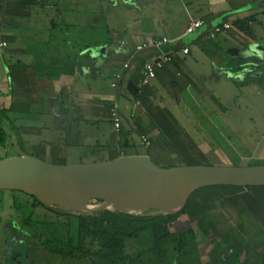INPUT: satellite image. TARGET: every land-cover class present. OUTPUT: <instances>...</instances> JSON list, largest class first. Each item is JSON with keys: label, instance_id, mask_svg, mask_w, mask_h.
Listing matches in <instances>:
<instances>
[{"label": "crops", "instance_id": "1", "mask_svg": "<svg viewBox=\"0 0 264 264\" xmlns=\"http://www.w3.org/2000/svg\"><path fill=\"white\" fill-rule=\"evenodd\" d=\"M99 4L111 33L106 43L96 37L87 42L79 36L72 39V31L83 28L88 35L92 28L95 31V0H0V100L6 106L0 110L8 111L15 130H23L18 126V115L46 114L56 122L57 134L64 139L78 124L90 125L107 103L111 122L115 110L122 123L120 136L114 128L117 147L111 160L136 155L160 160L166 146L184 142L183 133L170 131L168 140L162 141L158 134L164 128L162 121L177 122L168 106L172 104L182 113L190 112L204 131L221 139L219 151L201 145L200 154L209 166H226L223 161H227L228 166L246 167L256 160L264 161V143L252 149L232 142L230 137L236 134L224 124L219 101L239 100L242 85L234 73L243 71L234 59L264 34V0H100ZM14 16L28 21L26 26L13 25ZM193 21H203L204 25L187 34L186 28ZM224 24L232 29L211 37L214 29ZM56 30L67 33L54 37ZM163 37L173 42L162 51L135 54L137 45ZM184 47L189 48L188 55L181 52ZM162 52L174 53L173 62L158 69L156 77L143 85L144 63ZM260 57L264 60L263 50ZM127 62L130 66L124 69ZM116 74L121 77L116 79ZM130 81L138 86L137 97L127 89ZM109 84L114 93L104 89ZM147 120L161 121L160 126H148ZM171 125L168 127L175 129ZM84 128L77 133L81 135ZM133 131L140 134L138 143ZM141 136L150 138L149 148L142 144ZM136 148H144L146 153L136 152ZM127 150L134 152L127 154ZM64 152V148L45 149L42 155L53 161L64 158ZM213 193L204 196L208 209L196 202L187 217L196 234L199 264H262L264 235L260 242L255 238L244 248L234 241L224 242L226 233L244 227L245 216L228 205H219L230 198L220 196L218 200ZM216 214L223 216L222 222L213 221Z\"/></svg>", "mask_w": 264, "mask_h": 264}, {"label": "rangeland", "instance_id": "2", "mask_svg": "<svg viewBox=\"0 0 264 264\" xmlns=\"http://www.w3.org/2000/svg\"><path fill=\"white\" fill-rule=\"evenodd\" d=\"M95 1L98 7V18L95 31L94 28H92L90 30V35H88V30L86 29L83 31V28L79 31H72V39L79 36V39L83 42H87L89 37L91 40L93 37H96V40L101 43H106L108 41L111 33L109 34L105 26L102 9L99 6L100 0ZM30 12L33 13L34 10L31 9ZM11 20L13 21V25H21L20 27H25L28 22L20 16H14ZM11 20L8 19V22L10 23ZM62 33L66 34L67 32L56 30L53 36L57 37ZM259 37L260 38H256V50L260 53L262 50L264 51V41H262V39L264 40V34ZM248 51H250V48L239 54L240 58L234 59L242 68L241 71L244 72L234 73L235 77L242 85L239 90V100L219 101L222 105L221 117L224 120V124L231 128L236 134L235 137H230L232 142H241L245 146L254 149L258 145L260 146L264 143V60L257 54L252 55L250 58H246L248 57ZM104 89L114 93L110 84L107 86L104 85ZM3 105H5V103L2 104L0 100V108H6V106ZM108 105L109 104L104 103L105 108H103L102 114L98 112L95 118L90 120V125L83 126L85 128L81 135L77 133V130L83 127H80L81 125L78 124V126L70 132L69 137L64 139H61L57 134L58 129L56 122L51 120L50 116L46 114L38 115L27 112L18 115L17 117L20 119L18 126H22V132L13 128V122H10L8 119L0 118V124L7 134L6 141L4 143L0 141V158L4 159L28 154L54 165L94 164L110 161L115 154L114 151L117 146L115 143L116 134L114 133V124L111 122L108 115L110 107ZM168 106L177 120V125L172 120L165 122L160 121L164 128L158 133L162 136V139L159 137L158 140H168L166 137L169 135L168 133L172 131L173 134L178 132L183 133L184 142L174 147L167 148L166 146V149H163L164 152L161 153L162 156L159 158L160 160L152 158L153 162L161 168L196 166L197 163L203 166H209V163L200 154V150L203 149L201 145H203V147L208 145L215 151H219L221 147L220 144L222 143L221 139L217 136H213L209 131H204L197 122L198 119L195 116L193 117L190 112L189 115H187L186 113L180 112L176 106L172 104ZM160 122L151 120L148 122L147 120L148 126L153 124L160 126V124H158ZM169 125H171V127L175 126V129H170L168 127ZM148 131L152 132L151 129ZM132 135L135 142L138 143L140 140L139 132L133 131ZM117 136H120V134H117ZM172 141L174 142V140ZM185 147L187 150L182 149ZM62 148L65 150V156L62 159L55 158V160L52 161L42 155L45 149H53L55 151ZM99 151L101 154H99ZM135 151L146 153L144 148H136ZM132 152L134 151L127 150L126 153L130 154ZM223 162L227 164L226 166L230 165L227 161ZM258 165H264V161L256 160L252 162L251 166ZM10 192L11 191H0V264H90L88 259V261L80 259H63L61 256L52 254L48 250L43 249L45 248V246H43L45 245L43 244L45 241L44 238H46L47 235L51 236L52 233L57 235L64 232L66 228L65 224L68 221H71V223H73L71 225H74L76 222L75 215L78 213L65 211L59 208H45L36 205L33 207L35 212L34 226L32 228H23L20 216L14 206V197H18L19 203L23 206L22 211L24 215L29 216L31 211L28 206H25L26 202H28L29 205H33L34 202L30 197L22 193L16 192L13 194V192ZM209 192H216V194H213H215L214 197L218 196V200L222 197H229L231 201L228 200L226 204L219 202V205H228L230 210L234 208L240 215L243 217L245 216L243 218V222L245 221L244 227L240 228L241 230L236 229L233 232L226 233L225 243H233L232 241H234L239 248L240 245L244 248L254 243L255 238L258 242L261 241L259 239L263 238L264 235V208H262L264 207V187L241 188L220 186L201 189L190 199L187 208L190 214L193 213V206L196 202H199L203 209L209 208V205H207L208 202L204 199V196L209 194ZM92 202L93 201H89L88 203ZM68 216H70V218ZM183 218L185 221L188 220L187 217ZM221 219H224L223 216L218 217L217 215V217L215 216L213 218V221H215V223L222 222L223 220ZM47 225L50 226L49 231L44 230ZM25 231L29 232V237L24 236ZM35 233L39 236L36 237ZM40 238H42L41 241ZM58 247H60V245H58ZM144 249L145 246L140 239L126 241L125 252L129 255H135ZM35 250L37 251L36 253ZM202 251L204 254L207 253L204 249ZM241 253L244 252L242 251ZM252 254L253 252H251L250 256H252ZM256 257V255L252 256L253 259H256ZM194 259L195 257L192 256V258L190 257L187 260L192 261L193 264L199 262ZM163 264H165V262H163ZM166 264H168V262ZM178 264L184 263L182 260H179Z\"/></svg>", "mask_w": 264, "mask_h": 264}, {"label": "water", "instance_id": "3", "mask_svg": "<svg viewBox=\"0 0 264 264\" xmlns=\"http://www.w3.org/2000/svg\"><path fill=\"white\" fill-rule=\"evenodd\" d=\"M127 89L138 96L132 81ZM220 186L264 187V165L161 168L147 155L79 165H54L28 154L0 160V191L21 192L46 207L79 214L172 216L185 210L197 191ZM92 200L101 205L87 208Z\"/></svg>", "mask_w": 264, "mask_h": 264}, {"label": "trees", "instance_id": "4", "mask_svg": "<svg viewBox=\"0 0 264 264\" xmlns=\"http://www.w3.org/2000/svg\"><path fill=\"white\" fill-rule=\"evenodd\" d=\"M7 113V110H0V118L8 119ZM6 139L7 134L0 124V141L4 143ZM12 192L16 193V191L10 193ZM30 198L34 204L29 205L26 202L25 206L31 210L28 216L24 215L23 206L19 203L18 197H14V206L23 228L34 226V206L46 208L37 199ZM188 205L181 213L166 217L133 216L107 211L94 214L78 213L75 215L74 225L68 221L64 232L47 235L43 243L45 248H42L63 259L84 261L88 259L90 264H163V262L178 264L179 260H182L184 264H193L192 261L187 260L192 256L195 257L194 260L200 262L195 231L190 226V222L183 218L191 215L187 210ZM44 230L49 231L50 226H45ZM35 235L39 236L36 233ZM24 236L29 237V232L25 231ZM132 239H140L145 249L135 255L127 254L126 241ZM262 264H264V258Z\"/></svg>", "mask_w": 264, "mask_h": 264}, {"label": "built area", "instance_id": "5", "mask_svg": "<svg viewBox=\"0 0 264 264\" xmlns=\"http://www.w3.org/2000/svg\"><path fill=\"white\" fill-rule=\"evenodd\" d=\"M263 1V0H262ZM204 25L203 21H193L191 22L187 28L186 33L191 34L201 28ZM232 26L230 24H224L220 27H217L214 29L213 33L211 34V37H214V35L231 30ZM173 41L167 37L154 39L150 42H144L142 44H139L135 48V54H140L142 52L148 51V50H160L166 46H169ZM181 52L183 55L189 54V48L184 47ZM174 53H165L162 52L158 57L154 58L153 60L147 61L144 63V75L145 79L143 81V85L146 84L149 80L154 79L156 77V71L158 69H162L164 66L171 64L174 59ZM130 66V62H127L124 65V69H128ZM116 79H119L121 77V74H116ZM113 87H116L115 84H113ZM113 113V123L116 134H121L122 132V123L119 117H117L115 110H112ZM141 142L145 147H150L152 142L149 137L147 136H141Z\"/></svg>", "mask_w": 264, "mask_h": 264}, {"label": "bare ground", "instance_id": "6", "mask_svg": "<svg viewBox=\"0 0 264 264\" xmlns=\"http://www.w3.org/2000/svg\"><path fill=\"white\" fill-rule=\"evenodd\" d=\"M92 201H93L92 203H86L87 208L93 209L101 205V201L99 200H92Z\"/></svg>", "mask_w": 264, "mask_h": 264}, {"label": "clouds", "instance_id": "7", "mask_svg": "<svg viewBox=\"0 0 264 264\" xmlns=\"http://www.w3.org/2000/svg\"><path fill=\"white\" fill-rule=\"evenodd\" d=\"M256 48H257L256 45L250 46V51H248L247 54L250 55L251 53L255 52L257 55H260V53L257 52ZM93 55H96V53H93Z\"/></svg>", "mask_w": 264, "mask_h": 264}]
</instances>
